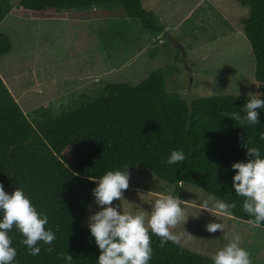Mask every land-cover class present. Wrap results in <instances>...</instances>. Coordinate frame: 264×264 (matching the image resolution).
Here are the masks:
<instances>
[{"label":"trees","instance_id":"obj_1","mask_svg":"<svg viewBox=\"0 0 264 264\" xmlns=\"http://www.w3.org/2000/svg\"><path fill=\"white\" fill-rule=\"evenodd\" d=\"M15 1L14 8L31 19L117 4L142 30L154 35L164 32L141 0ZM235 1L248 9L241 30L252 57L256 90L264 93V0ZM13 11L10 0H0V22ZM10 50L9 38L0 32V56ZM247 98L210 95L187 102L177 92L166 91L165 73L156 68L135 85L106 83L90 101L56 115L45 105L37 107L30 121L0 78V185L9 193L23 187L37 211L48 216L45 227L55 232L51 251L38 241L40 252L30 255L13 227L9 234L16 249L15 264H64L58 254L66 252L72 254V264H95L99 250L82 225L93 180L105 170L124 166L130 172L140 165L167 184L176 186L182 179L226 202L235 201L234 216L248 222L243 197L231 188L230 165L247 159L244 147L250 143L264 155V140L259 138L264 109L258 110L257 125H241L226 117L239 111ZM169 149H182L184 160L164 163ZM149 235L148 264H212L209 256L172 241L161 246L158 236Z\"/></svg>","mask_w":264,"mask_h":264},{"label":"rangeland","instance_id":"obj_2","mask_svg":"<svg viewBox=\"0 0 264 264\" xmlns=\"http://www.w3.org/2000/svg\"><path fill=\"white\" fill-rule=\"evenodd\" d=\"M10 4L14 11L2 19L0 32L9 38L11 50L0 57V70L7 76L6 87L15 90L10 93L30 121L31 111L37 107L45 105L56 115L90 101L106 83L135 85L156 68L165 73L166 91L177 92L187 102L210 95L237 96L238 92V96L247 97L257 92L252 57L241 30V19L248 9L235 0H141L164 31L184 46L190 73L180 52L163 34L142 30L117 4L62 10L53 18L36 20L19 13L15 0ZM128 173L122 199L145 211L151 207L154 193H176L185 201L181 205L185 222L170 229L178 234L177 244L210 257L227 242L225 233L238 234L251 264H264L263 227L213 217L193 207L210 195L198 187L184 183L176 188L140 165ZM125 201L120 202L122 210L128 207ZM111 203L119 202L114 199ZM96 210L91 194L82 219L84 227ZM215 219L224 225L223 231L207 232L205 224Z\"/></svg>","mask_w":264,"mask_h":264},{"label":"clouds","instance_id":"obj_3","mask_svg":"<svg viewBox=\"0 0 264 264\" xmlns=\"http://www.w3.org/2000/svg\"><path fill=\"white\" fill-rule=\"evenodd\" d=\"M236 94L239 95L238 92ZM262 95L264 93L259 91L248 93L242 108L227 113L226 117L241 125H257L258 110L264 109ZM259 138L264 140V131L259 133ZM244 149L247 159L230 165V169L234 170L231 188L236 195L243 197L241 206L249 216L248 223L258 227L264 222V155L259 147L251 143ZM184 158L182 149H169L164 163L173 164ZM127 169L128 166L105 170L93 180L95 186L91 189V194L98 210L87 217L86 226L99 250L95 264H148L152 255L149 233L160 238L161 246L166 241L175 242L179 238L178 234L170 229L177 224L183 225L187 218L185 209L181 206L185 201L176 193H154L155 198L147 211L122 199V190L128 187ZM183 184L182 179L176 182L177 187H182ZM114 199L119 203H111ZM121 201H125L128 207L122 210ZM235 206V201L226 202L213 195L193 204L199 210L212 213L213 217L239 219L232 212ZM47 224L48 216L37 211L23 187L16 186L9 193L0 185V264H15L16 249L12 246L9 234L13 227L22 235L21 243L26 246L30 255L40 252L38 241L49 245L47 251H51L55 232L50 227H45ZM204 227L209 233L215 230L222 232L224 225L215 219ZM224 237L227 242L210 254L212 264H251L249 252L240 246V236L225 233ZM58 255L63 257L64 264H72L71 253Z\"/></svg>","mask_w":264,"mask_h":264},{"label":"water","instance_id":"obj_4","mask_svg":"<svg viewBox=\"0 0 264 264\" xmlns=\"http://www.w3.org/2000/svg\"><path fill=\"white\" fill-rule=\"evenodd\" d=\"M163 37L166 42H168L170 45H172L175 49H177L180 52L181 59L183 61V64L185 65V69L188 71V73H190L189 69L186 67V50L184 46L179 41H177L170 33L166 31L163 32Z\"/></svg>","mask_w":264,"mask_h":264},{"label":"crops","instance_id":"obj_5","mask_svg":"<svg viewBox=\"0 0 264 264\" xmlns=\"http://www.w3.org/2000/svg\"><path fill=\"white\" fill-rule=\"evenodd\" d=\"M36 20V19H35ZM1 23V22H0ZM5 56V55H4ZM0 57H3V56H0ZM0 78L2 80V82L4 83V85L6 86L5 84V81L4 79L6 80L7 76H4V74L2 73V71L0 70ZM7 88V87H6ZM8 89V88H7ZM9 92H14L15 90L12 88H10V90H8ZM15 93V92H14ZM11 94V93H10Z\"/></svg>","mask_w":264,"mask_h":264}]
</instances>
